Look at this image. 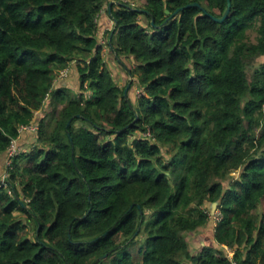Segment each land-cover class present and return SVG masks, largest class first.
Returning <instances> with one entry per match:
<instances>
[{
	"label": "trees",
	"instance_id": "trees-1",
	"mask_svg": "<svg viewBox=\"0 0 264 264\" xmlns=\"http://www.w3.org/2000/svg\"><path fill=\"white\" fill-rule=\"evenodd\" d=\"M230 3L0 0V264H264V0Z\"/></svg>",
	"mask_w": 264,
	"mask_h": 264
},
{
	"label": "rangeland",
	"instance_id": "rangeland-1",
	"mask_svg": "<svg viewBox=\"0 0 264 264\" xmlns=\"http://www.w3.org/2000/svg\"><path fill=\"white\" fill-rule=\"evenodd\" d=\"M111 26V24L109 25ZM252 39L254 38V35L251 36ZM103 51H105V49L103 48ZM107 52V51H106ZM108 61H110V64L111 66L115 69V76L116 77V81L117 83L122 86L126 83L127 79L128 80H131V82L133 81V78L130 77V76H127L118 66L114 65L113 64V60H112V57L108 55ZM62 80H65L67 83H69V81H72V78L70 76V71L67 72L66 76L64 79ZM133 90H134V98L136 96H138V91H137V88L136 86L133 87ZM22 150H27V149H24L21 147V152ZM4 172V171H3ZM4 175H6V173H3ZM237 174L238 173H234L232 174V177H237ZM19 213L18 212H14V215H18ZM213 230H214V226L211 222V220L209 221V224L208 226H206V228H204V230L201 232V235L198 234H193V235H189L187 237L189 243H190V250L192 252H195L200 245H212V242H211V235L213 234ZM187 264V263H186Z\"/></svg>",
	"mask_w": 264,
	"mask_h": 264
},
{
	"label": "built area",
	"instance_id": "built-area-1",
	"mask_svg": "<svg viewBox=\"0 0 264 264\" xmlns=\"http://www.w3.org/2000/svg\"><path fill=\"white\" fill-rule=\"evenodd\" d=\"M68 70H64L60 73L59 79H64ZM38 130V125L36 124H29V125H22L18 129L19 136L12 140L10 147L7 150V162L6 165L9 167L10 161L13 157L18 155V153L21 151V147L19 145V139L23 134H33L36 133ZM5 175L2 177V180H5ZM210 220L215 228L216 224L221 220V214L219 210H216L213 214L210 213ZM228 256H231V252L228 250Z\"/></svg>",
	"mask_w": 264,
	"mask_h": 264
},
{
	"label": "water",
	"instance_id": "water-1",
	"mask_svg": "<svg viewBox=\"0 0 264 264\" xmlns=\"http://www.w3.org/2000/svg\"><path fill=\"white\" fill-rule=\"evenodd\" d=\"M113 3H114V1H111V2L109 3V6H108V14H109V15H111V12H110V11H111V5H112ZM193 7H199V4H198V3L187 4L186 6L180 8V9L176 10L174 13H172V14L170 15V18H173L174 16H176L180 11H184V10H186V9L193 8ZM230 7H231L230 0H227V8H226V10H225L223 16H222L220 19L213 18V20H214L215 22L221 23V22L227 17V15L229 14ZM136 11H138V12H140V13H142V14H148V13H147L146 11H144V10L137 9ZM165 13H166L167 15L169 14L168 11H165ZM151 25H153V21H151ZM108 45H109L110 48H112V47H111L110 38H109V40H108ZM130 83H131V80H129V83L127 84V86H126V88H125V90H124V97H125V98H126V96H127V93H128L129 87H130ZM136 119H137V118H135L134 121H136ZM3 182H4V180L0 179V184H3ZM21 205H23V204L21 203ZM217 207H218V203H213V204L211 205L210 213L213 214V213L217 210ZM85 217H86V215H85L83 218H85ZM138 230H139V229H138ZM138 230H137V232H138ZM137 232H136V233H137ZM106 256H107V255H105L104 257H106ZM97 261H99V259H98Z\"/></svg>",
	"mask_w": 264,
	"mask_h": 264
},
{
	"label": "crops",
	"instance_id": "crops-1",
	"mask_svg": "<svg viewBox=\"0 0 264 264\" xmlns=\"http://www.w3.org/2000/svg\"><path fill=\"white\" fill-rule=\"evenodd\" d=\"M1 179H2V178H1ZM199 235H201V233H200Z\"/></svg>",
	"mask_w": 264,
	"mask_h": 264
}]
</instances>
